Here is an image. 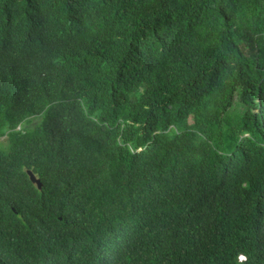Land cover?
I'll list each match as a JSON object with an SVG mask.
<instances>
[{
  "label": "trees",
  "instance_id": "obj_1",
  "mask_svg": "<svg viewBox=\"0 0 264 264\" xmlns=\"http://www.w3.org/2000/svg\"><path fill=\"white\" fill-rule=\"evenodd\" d=\"M0 137V264H264V0H0Z\"/></svg>",
  "mask_w": 264,
  "mask_h": 264
},
{
  "label": "rangeland",
  "instance_id": "obj_2",
  "mask_svg": "<svg viewBox=\"0 0 264 264\" xmlns=\"http://www.w3.org/2000/svg\"><path fill=\"white\" fill-rule=\"evenodd\" d=\"M245 111V107L239 102L238 97L235 98V103L234 107L231 109L230 114H233L234 116L236 115H242ZM39 119H34L33 120V125L37 123ZM32 125V126H33ZM0 145L5 147L8 145V139L7 137H0Z\"/></svg>",
  "mask_w": 264,
  "mask_h": 264
},
{
  "label": "water",
  "instance_id": "obj_3",
  "mask_svg": "<svg viewBox=\"0 0 264 264\" xmlns=\"http://www.w3.org/2000/svg\"><path fill=\"white\" fill-rule=\"evenodd\" d=\"M27 174L29 175L31 181L39 188L42 189V183L41 181L37 178V176L34 174V172L31 169L27 170Z\"/></svg>",
  "mask_w": 264,
  "mask_h": 264
}]
</instances>
